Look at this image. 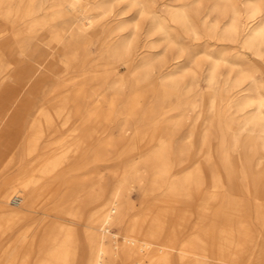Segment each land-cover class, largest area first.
<instances>
[{
  "label": "bare ground",
  "instance_id": "1",
  "mask_svg": "<svg viewBox=\"0 0 264 264\" xmlns=\"http://www.w3.org/2000/svg\"><path fill=\"white\" fill-rule=\"evenodd\" d=\"M239 47L264 61V0H0V143L24 158L0 149L2 174L11 170L0 185V264H264V229L239 217L235 233L230 219L231 206L245 208L241 189L264 198V169L254 165L264 146L246 133L243 153L226 150L246 127L264 136V67ZM121 64L138 84H153L159 71L194 95L204 70L203 97L214 110L207 115L192 99L142 112L133 100L116 120L128 84ZM97 141L124 146L130 167L112 186L101 169L63 180ZM197 156L189 171L187 159ZM144 158L158 162L149 177ZM135 183L144 188L139 208ZM223 186L230 205L221 230L215 216L203 231L185 232L195 213L209 219V198ZM257 214L264 225L262 204Z\"/></svg>",
  "mask_w": 264,
  "mask_h": 264
},
{
  "label": "rangeland",
  "instance_id": "2",
  "mask_svg": "<svg viewBox=\"0 0 264 264\" xmlns=\"http://www.w3.org/2000/svg\"><path fill=\"white\" fill-rule=\"evenodd\" d=\"M149 22H145L144 26L147 27ZM44 31L39 30L37 32V42H43L44 38ZM145 33L142 34L141 39L142 43L144 44L145 40ZM206 40V38L201 40H193V43H203V41ZM220 43V42H219ZM218 46V45H217ZM237 49H241L244 53V56L249 61V63L253 64H259L262 67H264V61L257 57L251 50H244L243 48L239 47ZM143 50V49H141ZM234 51H236L234 49ZM99 51L97 47H93V56L96 57L98 55ZM4 56H8V53H3ZM204 54H199V57H204ZM140 57V56H139ZM94 60L92 61V63ZM173 62V61H172ZM170 62V63H172ZM6 64V63H1ZM121 73L123 75L128 76V84L124 93V96L119 99L118 105H117V111H116V120H121L125 117V111H128V106L132 101L134 100L136 103L141 105L142 112H145L149 108H156L160 105L166 106L170 105L173 108L177 107H183L186 102L189 100H196V102L200 105H205V112L207 115H209L214 108L212 107V99L210 97H203L205 92L208 89V82H207V73L204 70H199L197 78L194 81V88L195 91H197L199 94L194 95V92H189V86L187 82H180L177 85H173L172 82H170L165 77H162L163 74L157 71V73L154 76V83L148 84L147 82H141L138 84L136 81V71L133 73H129L127 68L121 64L120 66ZM166 72V71H165ZM261 78L262 82L264 83V77H262V74H264V68L262 70H259L257 73ZM63 77L65 76V72L62 73ZM19 80L14 79L12 81ZM171 89V94H169L167 97H164V90L165 89ZM113 93V91L111 92ZM114 96V94H112ZM165 98V99H164ZM204 99V100H203ZM165 100V101H163ZM221 102V101H219ZM41 102H38L40 104ZM33 112H31L32 115ZM172 114H175L176 111H171ZM171 114V115H172ZM197 114H192L191 118L184 119L183 125L184 127H188L189 123L192 120L196 119ZM3 125V121L0 120V126ZM204 125L202 126V129H204ZM25 136V131L23 132ZM22 133V137H23ZM127 133H131V130H129ZM246 133H250L258 139L261 143V145L264 146V136H259L257 132L252 131L250 127H246L244 129H241L237 133V138L239 139L237 142H227L226 150L230 151L233 150L235 153H243L244 147L242 146L241 141L244 138V135ZM105 134H103V137ZM54 138L47 139L48 141H52ZM1 140L0 143V149L4 152H10L11 155L14 154V156L17 158V160H22V154L21 151L18 148L10 149L9 147H6L5 144ZM54 145V144H53ZM124 146L120 149L113 148V147H106L103 148L101 146L100 141H97L90 146L86 148V153L82 155L80 158L75 159V161L68 164V166L64 169L63 172L60 173V177L62 179H73L77 181H82L83 179L90 177L94 172L98 169H101L106 174L105 182L108 183L109 186H112L114 184L120 173L125 170L126 168L130 167V163L132 162V159L130 158V155L127 154V151H123ZM106 156V159L104 158ZM199 156H197L194 160H188L186 161V167L189 171H195V168L197 166ZM24 160V158H23ZM210 162V161H209ZM254 165L256 169L259 171V174L264 169V155L263 156H257L254 160ZM140 166L142 170H146V176L149 177V173L158 166V162L156 160H150L147 158H144L140 162ZM212 166L211 162L208 163L206 167V174L203 177H213L212 170L210 169ZM23 168V167H22ZM11 173V170H9L8 173L2 174L0 169V185H3L8 180V175ZM257 173V175H259ZM256 175V174H255ZM251 177H249L250 179ZM67 185V184H66ZM208 185L205 184L204 187V194L205 197L207 196L208 191ZM143 187H141L138 183H135L131 192V197L133 202L136 205V208H139L141 205V198H142V191ZM220 191L221 193L216 197H210L211 199V214L209 216V219L205 218V215L202 213H195L192 216L191 224L189 228L185 232H197V231H203L205 228V224L213 221V218L215 219V216L218 217L219 222H216L215 227L217 231L221 230V224L225 222L227 218L226 210L228 209V206L230 205V199L229 197L225 196L227 195V186H223ZM241 201L244 204L245 208L238 209L239 211H234V209L231 206V209L233 210V213L230 217L231 221L234 223L232 230L235 233H240L242 231L241 226L239 225V217H241L244 220H247L251 223V225L255 228V232L257 233L258 230L264 229V225H261L260 219L257 214V209L259 207V204L263 205V214H264V198H258L256 197L252 192L246 190V188L241 189ZM202 196L197 197V199L194 200V203H198ZM198 200V201H197ZM12 205H15L14 202H12ZM40 216V215H39ZM216 220V219H215ZM197 223L196 225H194ZM220 223V224H219ZM196 226V227H195ZM192 230V231H191ZM114 232H116V229H113ZM256 233L254 236H256Z\"/></svg>",
  "mask_w": 264,
  "mask_h": 264
}]
</instances>
